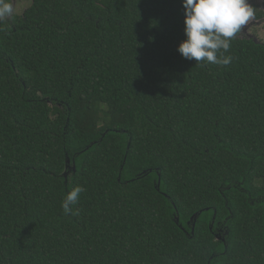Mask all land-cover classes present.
<instances>
[{"label":"trees","instance_id":"trees-1","mask_svg":"<svg viewBox=\"0 0 264 264\" xmlns=\"http://www.w3.org/2000/svg\"><path fill=\"white\" fill-rule=\"evenodd\" d=\"M14 8L0 264H264V42L241 33L229 65L196 64L183 0Z\"/></svg>","mask_w":264,"mask_h":264},{"label":"clouds","instance_id":"clouds-1","mask_svg":"<svg viewBox=\"0 0 264 264\" xmlns=\"http://www.w3.org/2000/svg\"><path fill=\"white\" fill-rule=\"evenodd\" d=\"M185 35L178 51L188 60L227 66L232 56L226 55L231 42L254 19L256 11L250 0H183ZM15 12L13 0H0V25ZM85 191L82 186L70 187L63 197L64 214H79L74 210Z\"/></svg>","mask_w":264,"mask_h":264},{"label":"rangeland","instance_id":"rangeland-1","mask_svg":"<svg viewBox=\"0 0 264 264\" xmlns=\"http://www.w3.org/2000/svg\"><path fill=\"white\" fill-rule=\"evenodd\" d=\"M14 2L19 12H22L31 4V0H14ZM250 2L257 12H264V0H250ZM241 37H250L254 40L264 42V15L261 19H257L255 16L242 32Z\"/></svg>","mask_w":264,"mask_h":264},{"label":"water","instance_id":"water-1","mask_svg":"<svg viewBox=\"0 0 264 264\" xmlns=\"http://www.w3.org/2000/svg\"><path fill=\"white\" fill-rule=\"evenodd\" d=\"M256 42H261V41H258V40H255ZM196 217V214L192 217V219H194ZM179 221V220H178ZM193 232H194V228H193Z\"/></svg>","mask_w":264,"mask_h":264},{"label":"flooded vegetation","instance_id":"flooded-vegetation-1","mask_svg":"<svg viewBox=\"0 0 264 264\" xmlns=\"http://www.w3.org/2000/svg\"><path fill=\"white\" fill-rule=\"evenodd\" d=\"M13 3H14V6H16V3L14 2V0H13Z\"/></svg>","mask_w":264,"mask_h":264}]
</instances>
